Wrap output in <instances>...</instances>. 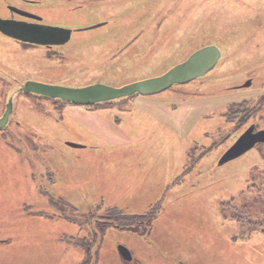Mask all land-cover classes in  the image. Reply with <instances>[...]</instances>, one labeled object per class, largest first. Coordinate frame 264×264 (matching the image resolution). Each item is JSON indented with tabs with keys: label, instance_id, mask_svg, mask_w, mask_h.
<instances>
[{
	"label": "rangeland",
	"instance_id": "obj_1",
	"mask_svg": "<svg viewBox=\"0 0 264 264\" xmlns=\"http://www.w3.org/2000/svg\"><path fill=\"white\" fill-rule=\"evenodd\" d=\"M81 4L48 22L104 26L74 33L46 56L0 35V77L9 86L12 77L28 76L118 88L163 72L200 45L218 47L222 59L182 86L188 95L173 87L152 97L158 102L139 99L136 107L69 105L58 113L17 95L0 132V264H127L119 246L130 251V264H264V233L234 219L240 205L259 202L252 220L264 208V197L245 196L250 174L256 185L264 175V146L220 163L238 138L237 123L225 116L228 105L264 95V0ZM42 66L48 76L35 75ZM8 92L0 86V116ZM150 211L147 233L109 228L99 243L88 238V220L108 215L125 222Z\"/></svg>",
	"mask_w": 264,
	"mask_h": 264
},
{
	"label": "water",
	"instance_id": "obj_2",
	"mask_svg": "<svg viewBox=\"0 0 264 264\" xmlns=\"http://www.w3.org/2000/svg\"><path fill=\"white\" fill-rule=\"evenodd\" d=\"M102 26L104 24L100 23L88 29L71 30L48 25H29L16 21L0 20V34L11 40L35 46L61 47L71 40L72 34ZM185 55L187 56L180 62H176V60L175 64L159 74L139 79L118 88L99 82L77 88L66 87L59 84L24 81V79L16 81V78L12 77L14 84L8 92L5 111L0 117V131L6 129L11 121L13 100L17 95L25 94L38 100L80 107L115 105L133 97H140L144 101L156 103L158 102L157 98L152 97L171 90L173 87L185 86L206 77L222 59L221 51L213 45L203 47L200 45L193 51L187 50ZM259 143L264 144V131L254 134L247 131L225 152L220 163L240 157ZM67 146L73 149L82 148L71 143ZM118 252L125 261L130 262L132 260L127 248L119 246Z\"/></svg>",
	"mask_w": 264,
	"mask_h": 264
},
{
	"label": "flooded vegetation",
	"instance_id": "obj_3",
	"mask_svg": "<svg viewBox=\"0 0 264 264\" xmlns=\"http://www.w3.org/2000/svg\"><path fill=\"white\" fill-rule=\"evenodd\" d=\"M83 7L84 5L81 4V0H0V8L2 9L0 20L16 21L20 23H26L29 25H33V24L34 25H48V26H53V27H60V28L75 30L74 28L66 27L65 25H62L58 22H54V21L48 22V20L51 19L49 18V16L53 17L58 12L72 14L78 10L83 9ZM15 42L20 46V48L24 52L39 49L45 53V56L47 52L54 51L57 48H60V46L59 47L58 46L57 47L56 46H50V47L49 46H35V45L27 44V43H21L18 41H15ZM45 56L42 58L47 59ZM36 74L40 76L41 75L48 76L46 69L43 66L40 68V70L36 71L35 75ZM2 78H5V77H2ZM7 78H11V75L7 76ZM23 79L24 81L29 80V81L39 82V83L52 84V83H47L46 80L38 79L37 77L35 78V77L27 76ZM52 85H57V84H52ZM232 89H236V86L233 87ZM188 91H186V89L183 88L179 92H176V94L188 95L189 94ZM5 96H6V93H5ZM139 98L140 97L129 98L128 100L122 103H119V104H115V105L108 104L104 106H94V107H84V108L87 111L96 110V109H102V110L108 111L113 108L123 109V106L126 103H130V104L133 103L132 105H135L134 107H136L138 104L135 101L141 102ZM32 100L34 103H39V104H41L42 102H46L48 103L49 107H51L54 111H58V113L62 112L66 108V106H69V105H64V104H58L55 102L38 100L36 98L33 99V97H32ZM169 100H172V99H169ZM241 103H243L244 106L241 108H238L237 105ZM228 107H229L228 109L230 110V112L233 114V116H230V118H232L231 121L236 122L238 125L235 130V132H237L238 134L237 139H239L247 131L251 132L252 134L257 133L259 131H264V126L258 125V122L264 119V116H263L264 114V95L255 101L253 100H247L243 102L234 101L233 103H230ZM3 110H5V104H4ZM227 114L228 112L226 113V115ZM256 146H264V144L259 143ZM251 175L252 176H249L248 181H251L252 179L256 180L255 177H253V173H251ZM258 180H260L259 182L260 185L259 184L256 185V183H254L255 185L251 186L253 182L249 184L247 188L249 192H254V193L259 192L260 193L264 191V175ZM261 196L263 197V195ZM246 207L247 206L245 205H242V206L240 205V207L235 210L241 211V209L244 210L243 208H246ZM244 211L246 212L247 209H245ZM261 212L263 213L264 210H261L260 213ZM151 214H154V213L150 211V213H148V215H145V216H135L133 217V219L126 218L125 222H115L114 219H116L118 216L110 218V216L106 215L104 217L99 218L98 220V221H106V222H98L96 221L97 218L94 220V218L90 216L94 220V222H90L91 220H88L89 221L87 222L88 225L85 228H87L88 235H90V237L88 236V238L93 239L92 241H90L91 243H94V241H96V243H99L100 239H97V238L100 235H102L105 232V230H108L109 228H114L115 230H119V231L125 230L128 232L147 233L150 228L149 225L151 224L153 220L150 217ZM243 216L244 215L240 214V217H243ZM258 216L259 217L257 218V220L244 219V218L242 220L244 222H264V214H258ZM237 223L240 224L239 222ZM85 228L83 229L85 230ZM254 232L264 233V229L254 230ZM121 259L123 258L121 257ZM131 262L132 260L130 262L125 261L124 263L130 264ZM82 264H87V262H82Z\"/></svg>",
	"mask_w": 264,
	"mask_h": 264
},
{
	"label": "trees",
	"instance_id": "obj_4",
	"mask_svg": "<svg viewBox=\"0 0 264 264\" xmlns=\"http://www.w3.org/2000/svg\"><path fill=\"white\" fill-rule=\"evenodd\" d=\"M0 82H2V81H0ZM0 86L2 87V89H4L5 91H7V89L9 88V85H8V83H5V82H3V83H0ZM246 103V102H245ZM65 105V104H64ZM238 106V108H241V107H243L244 106V104L243 103H241V104H239V105H237ZM231 107V106H230ZM229 108V107H228ZM226 117H227V119H229V120H232V118H230V116H233V114L230 112V110L228 109V114L227 115H225ZM4 136V134H3V132H1V137H3ZM250 176H252L251 174H250ZM254 180H251V181H249L250 183L251 182H253ZM254 184H251V186H253ZM260 185V184H259ZM250 193L251 192H249L248 190H246V192H245V196L246 197H248L249 195H250ZM257 195H259V197H262L261 195H263V197H264V191H262V192H255ZM243 195H244V193H243ZM233 202V201H232ZM257 204H259V202L258 201H255L254 203H252V204H249L246 208H243L244 210L245 209H247V211L245 212L244 210H242L241 209V211L240 210H235V216H234V219L235 220H237L243 227H245L246 229H248V230H250V231H254V230H259V229H264V222H244L242 219L244 218V219H252L251 218V216H250V209L251 208H253V207H255ZM257 212H258V214H264V212L262 213H260V211L261 210H264V208H261V207H257L256 209H255ZM240 214H242V215H244L243 217H240ZM259 217V216H258ZM263 218V217H262Z\"/></svg>",
	"mask_w": 264,
	"mask_h": 264
}]
</instances>
